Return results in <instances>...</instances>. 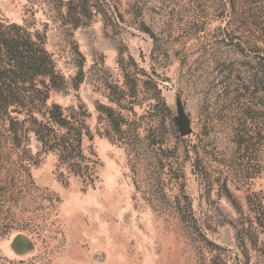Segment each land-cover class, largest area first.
<instances>
[{"label": "rangeland", "instance_id": "rangeland-1", "mask_svg": "<svg viewBox=\"0 0 264 264\" xmlns=\"http://www.w3.org/2000/svg\"><path fill=\"white\" fill-rule=\"evenodd\" d=\"M0 24L51 56L93 170L0 114V264H264V0H0Z\"/></svg>", "mask_w": 264, "mask_h": 264}, {"label": "trees", "instance_id": "trees-1", "mask_svg": "<svg viewBox=\"0 0 264 264\" xmlns=\"http://www.w3.org/2000/svg\"><path fill=\"white\" fill-rule=\"evenodd\" d=\"M9 30L6 32L0 24V114L6 115L8 109L14 107L32 115L30 119L33 126L37 127L34 134L40 149L56 153L60 164L66 166L70 173L85 181H92V168L82 166L85 163L83 136L90 135L84 123L86 112L81 106L75 109L55 104L46 107L49 91L56 86L55 64L44 47L33 41L32 35L27 34L22 27L12 26ZM38 84L42 88H37ZM97 110L103 114V107L99 106ZM79 111L81 114H78V118L76 113ZM104 111L110 122L113 121L115 133L124 132L129 138L137 137L139 127L130 126L120 116V120H114L115 113L111 108ZM34 112L41 114V120L33 117ZM125 145L129 152L138 154L139 146L130 142ZM188 210V219L194 218L193 211L190 208ZM178 215L181 217L180 212Z\"/></svg>", "mask_w": 264, "mask_h": 264}, {"label": "water", "instance_id": "water-1", "mask_svg": "<svg viewBox=\"0 0 264 264\" xmlns=\"http://www.w3.org/2000/svg\"><path fill=\"white\" fill-rule=\"evenodd\" d=\"M175 123L178 125L180 129V135L181 136H186L189 134V128H188V121L183 115L182 111H179V116L175 120Z\"/></svg>", "mask_w": 264, "mask_h": 264}]
</instances>
